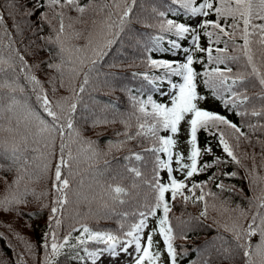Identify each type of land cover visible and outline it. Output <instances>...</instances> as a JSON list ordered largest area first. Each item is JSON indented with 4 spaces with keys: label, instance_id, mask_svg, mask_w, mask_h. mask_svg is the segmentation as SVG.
Masks as SVG:
<instances>
[{
    "label": "snow or ice",
    "instance_id": "6c2138e0",
    "mask_svg": "<svg viewBox=\"0 0 264 264\" xmlns=\"http://www.w3.org/2000/svg\"><path fill=\"white\" fill-rule=\"evenodd\" d=\"M171 4L179 6L185 12L190 13L192 17L202 19H198L197 26L193 27L184 23H177L172 19H164L166 16L164 11L153 9L160 18L158 23H145L146 27H155L163 33L174 35L175 39L167 41L172 50L181 49L182 44L180 41H183L188 36L191 37L192 48L182 49L186 54L184 62L148 58V66L152 69H163L164 76L149 77L145 73L144 78L154 85L167 78L171 89L174 91L173 93L161 92V95L171 96L170 106L158 103L153 99L152 95H148L146 99L133 97V111L128 114L126 119L121 120L126 130L118 134L123 135L126 139L120 140L116 144H112L111 141L109 142V151H111L112 147H123L127 141L147 139L153 142V146L144 149V151L155 154L163 153L167 156V159L164 160L159 155H156V166L153 169L155 175L153 181L148 182L155 192V203L146 205L147 212H140L139 221L133 223L129 230L123 231L124 225L121 224V235L107 230H93L89 226L81 224L80 228L72 227L67 235L62 238V242H58L57 230L62 226V220L58 218V213H62L64 206L68 203L66 190L69 188V179L63 176V169H69L70 176L72 174L70 161L76 159L69 147V143L65 141L66 132L68 140L71 143L79 141L82 144H86L88 150L94 156L99 154L93 147L95 142L84 139L80 130L74 127V114L77 110L76 100L79 99L80 93L85 91V85L89 83L92 74L97 71L100 62L107 56L112 46L120 40L127 26L131 23V15L136 5V0H111V3L105 0L98 7L95 5L94 0H89V4L85 5H81L79 0H46V5H40V7L46 6L51 11V18H49L48 12H44L41 14V19L51 26L55 33L54 39L52 37L46 38L47 43L55 45V51L45 50L48 51L50 58H55L58 62L48 63L47 67L59 74V86L61 88L65 86V76H67L68 90L71 95L60 96L55 101L49 99L42 82L36 75L32 74L33 66L28 65L25 57L20 55L19 52L16 55L22 64L21 72L24 73V78L32 84V92L35 93L36 101L43 110V113H46V116L51 118L50 121L26 102L22 104L16 98L15 93L18 91L20 93L24 92V88L18 84L17 80H4L0 83V90H8V103L3 111L16 115L17 109H23L25 113L24 119L27 122L26 126L33 124L36 128L35 135L41 138L40 140H33V143L39 144L42 140L44 148L47 149L46 153L40 152L39 148L32 149L34 152H40V156L33 157V160L42 159L43 161L42 167L37 166V171L30 169L29 160L25 156V152L28 150L27 136L22 137L20 141H16L13 138V142L11 143L5 141L0 144V159L9 161L6 169L3 164H0V170H11L15 167L17 173L12 185L8 186L10 195L0 199V208L5 212L14 211L19 205L27 203L25 199L27 195H33L37 200L41 197H46L48 192L36 193L35 190L29 192L27 187H25L24 192H20L19 185L25 179V176L30 181L35 180L38 182L43 175H46L49 171H53L52 191L55 193V196L52 200L53 206L48 217L49 231L44 234V243L42 244V247L47 250L49 248L48 240L50 237L51 252H45L43 264H52V257H58L62 250L66 248L76 249L80 247L84 255L82 256L80 252H76L73 259L81 261L82 264H85L86 261H91V264H98V261L105 253L109 254L113 259L118 258L119 253L132 255L128 250L133 246L136 254L134 264H158L161 259V252L153 251L155 246L153 233L156 230L153 229L149 232L144 243H142V234L148 228V218L150 216L155 217L157 211L160 209H162L163 215L158 217V234L163 239L170 264H177L178 253L173 244L175 236L169 221L171 207L166 199V193H170L173 201L177 197H182L185 203L189 200L193 202L203 201L204 210L200 213V216L206 218L209 205L205 200L206 193L204 192V188L208 181L200 183L192 182L190 186L188 181L194 175L205 172L219 163L228 162L221 161L219 157H216L211 163L204 162L201 164L199 161L202 151L198 146V132L204 130L209 135L216 136L219 145L227 157L231 158V161L237 165L243 166L241 158L236 154V149H239L242 139L250 142L249 136L241 130L240 126L230 121L226 116L199 106V102L204 101L207 97L198 93L197 77L201 75L205 77L203 80L205 86L212 90L216 99L221 100L226 108L229 105L232 108H236L249 100L246 91L243 93L232 91L233 86L238 82L243 83L246 76L243 73H237L235 77L231 76L232 69L230 67L226 68V70L216 67L212 68L211 71L206 69L203 73H198L193 67L197 62L194 59V53L206 52L209 63L224 64L226 60H236L238 59L237 57L227 56V53L229 50V40L235 41L239 35V38L243 40V44L238 47L247 57V63L251 67V72L248 75L255 76L261 88L264 89V71H262L264 62L259 67L257 66L251 47L253 43L252 38L258 37L257 42L261 45V55L264 56V0H202L199 4H197V0H171ZM6 8L9 9V16L15 15V12L12 11L16 8L14 0H9ZM66 9L76 11L79 14L78 17L67 16ZM89 10L93 13L90 26L88 21L83 19L85 13ZM169 10L171 11L172 9ZM210 14H214L216 18L214 20L208 19L207 17ZM25 15H34V12L29 10L25 12ZM57 18V24H53V21L57 20ZM66 18L69 21L67 24L65 23ZM229 20H231L230 24L228 23ZM76 24L84 25V27L77 29L75 27ZM0 28H4L5 34H8L3 12H0ZM17 30H19L18 25ZM201 30L203 31V35L208 38L209 47L207 48L202 47L200 44ZM222 37H227L228 39L222 40ZM151 39L153 47L147 49L149 52L168 51V49L161 48V43L164 40L163 35L154 36ZM80 41H83V43H79ZM220 43L224 44L223 48L217 47L213 49L211 47L212 44ZM213 51L217 55L214 56ZM41 63H44V61ZM5 64L15 70L13 64L0 58V72L6 71L3 67ZM36 67L39 66L37 65ZM81 74L83 75V82L79 85L77 91L75 82ZM172 76L180 77L182 82L173 83L171 81ZM229 80H231L230 84L228 83ZM56 81L57 77L55 76L49 78L53 93L57 91ZM226 93L230 94L227 99H225ZM260 98L264 99V95H261ZM0 99H4V97L0 96ZM251 114L253 116L264 115V108L260 111L253 110ZM237 115H247V112H238ZM133 120H135V125L132 123ZM114 122V120L103 119L94 121L93 125ZM182 122H186L188 125L189 139L187 143L190 145V150L186 159L189 163L184 162L185 156L183 153L173 152V149L177 145V140L174 137L179 134ZM19 123L18 118L17 125ZM133 126L135 127V132L131 131ZM249 128L257 131L264 129V125H249ZM9 131H12V129L10 128ZM161 131L170 134L161 135ZM57 137L61 141L58 158L55 153ZM66 149L68 151L65 155ZM203 151L205 154H212L210 146L205 147ZM262 154H264V149H262ZM243 155L247 158V153ZM174 157L175 163L178 166L175 171L183 174V179H177L173 175L174 169L172 164ZM125 159L141 161L143 157L140 153L133 152L131 156L125 157ZM254 159L255 157L253 156ZM53 160H55L54 170L52 169ZM159 169L167 171V183L161 182ZM127 171L133 173L135 177L142 176L141 171L136 167H128ZM254 171L255 165H253V170L249 172V176L251 177V183L256 185L264 180V177L255 175ZM224 175L232 178L236 177L237 173H224ZM215 176L216 174L210 176L209 181L214 180ZM13 186L16 187V191H11ZM216 187L223 191L226 185L221 182ZM197 189L200 191L199 196L196 195ZM111 190L115 193V199H119L121 194H127V189L119 185L113 187ZM228 190L232 191L233 189L228 188ZM207 195L215 197V193H207ZM254 200L256 211L251 216V222L248 223L246 228L239 221L241 218L247 219L248 210L239 205L233 209L225 208V211L237 214L231 226L225 224L223 227L225 231L232 234L233 239L237 242V247L243 250L244 264H264V211H261V209H264V189H262L261 195L255 197ZM120 202L123 203V201ZM41 207H47V205H42ZM212 207H215V205L213 204ZM73 231L80 232V235L75 238L76 244L70 243ZM256 235H259L260 241L253 245L251 238ZM18 238L23 239L22 237ZM182 238L187 239L186 236ZM89 242H96L97 244L104 245V247L89 250L87 247ZM25 250L31 255V258L35 259L34 248L30 243L25 242ZM221 254L224 259L231 258V250L227 247L223 248ZM16 264H27L22 254H17ZM203 264H209L208 260H204Z\"/></svg>",
    "mask_w": 264,
    "mask_h": 264
},
{
    "label": "trees",
    "instance_id": "16d2710c",
    "mask_svg": "<svg viewBox=\"0 0 264 264\" xmlns=\"http://www.w3.org/2000/svg\"><path fill=\"white\" fill-rule=\"evenodd\" d=\"M104 2L105 0H94L97 7ZM107 2L111 3V0H107ZM8 3L9 0H0V12L4 13L8 33L5 34L4 28H0V58H4V53L9 51L15 59L19 60L16 55L19 52L20 55L25 57L29 65L34 66L32 67V74L36 75L42 82L47 93L50 92L48 85H50L52 90L49 78L55 76L57 77V90H62L65 96L71 95L68 90L67 76H65V86L61 88L59 86V74L48 67L44 68L43 63L39 62L40 59H45L46 64L58 62L55 58H50L48 51L45 50L55 51V45L47 43L46 39L48 37L54 39L55 33L52 27L41 19V14L44 12L49 13V18L52 16L51 11L46 6L40 7L41 4L46 5V0H14L16 5V8L12 10L15 12L14 16L8 15L9 9L6 8ZM79 3L81 5L89 4V0H79ZM175 6L171 4V0H136V5L131 15V23L127 26L120 40L112 46L107 56L100 62L97 71L92 74L89 83L85 85V91L80 93L79 99L76 100L77 110L74 114V127L80 130L84 139L95 142L93 147L99 154L94 156L88 150L87 145L79 141L71 143L68 140L66 132L65 141L69 143V147L76 159L70 161L72 173L70 176L69 169L65 168L69 179V188L66 190L68 203L64 206L62 213H58V218L62 220V226L57 230L58 242H62V238L67 235L72 227L80 228L81 224L87 225L93 230H107L121 235V224L124 225L123 231L129 230L133 223L139 221V213L142 211L147 212L146 205L155 203V192L148 182L153 181L155 175L153 169L156 166L155 159L158 154L144 151L153 142L147 139L131 140L127 141L123 147H112L111 151H109V142L111 141L112 144H116L118 141L126 139L123 135L118 134L125 131V126L121 120L126 119L129 113L127 108V102L130 99L129 95L131 96V104H133V97L141 98L143 94L141 90L146 91L145 95L143 94L145 98L148 95H152L155 100L151 93L154 85L144 78V74L147 73L149 75L150 73L152 77V73L157 69L150 68L147 60L149 57L152 59H162L167 54V51L149 52L147 50L153 47L151 38L163 32L155 27H146L145 23H158L160 18L153 9L157 11H161L162 8L169 10L171 7L175 8ZM29 10L34 12V15H25V12ZM65 11L67 12V16L73 18L79 15L72 9H66ZM167 15L170 18H176L175 15L168 11ZM92 17L93 13L91 10L86 12L83 17V19L88 21L89 26ZM57 22L58 18L53 21V24H57ZM68 22L66 18L65 23L67 24ZM228 23L230 24L231 20ZM17 25L19 26V30H17ZM75 27L80 29L84 25L76 24ZM167 34L173 36L172 34ZM227 39V37H222V40ZM252 39L253 43L251 47L254 57L259 59L261 56L264 62V56L261 55V45L257 42L258 37H253ZM21 40L33 44L35 48L30 51L16 48ZM79 43H83V41ZM242 44L243 40L239 38V35L235 41L229 40L227 55L237 57L238 59L235 60V63H240L246 58L243 51L238 47ZM216 46L223 48L224 44L220 43L216 44ZM161 48H165L163 42L161 43ZM37 65L39 67H36ZM205 65L204 59L198 58L196 62L197 72L203 73ZM216 67L223 68L224 65L218 64L213 66V68ZM15 70H18V68L15 67ZM21 73L23 77L18 79L17 82L24 88V92L20 93L18 91L15 93L16 98L22 104L26 102L50 121L51 118L47 117L46 113H43V110L36 101L35 93L32 92V84L24 78V73ZM42 74H45L44 77ZM4 80L11 81L14 79L7 77L0 78V83ZM82 82L83 75L81 74L75 82L77 91ZM7 95V89L0 90V96L4 97V99H0V132H20L22 137L27 135L28 132H32V134L36 132L33 124L26 126L27 122L24 119L25 113L23 109H17L16 115L3 111L8 103ZM157 98L159 99V97ZM253 104V102L243 104L238 111L223 109L219 103L214 108L218 113L226 116L230 121L240 126L242 131H249L246 134L249 136L250 142L242 139L239 149H236V154L241 158L243 166L232 162L230 170L227 172H236L237 176L229 178L225 175H216L215 179L210 181V185L217 191L219 188L216 185L221 182L233 188L232 191L226 189L230 197V203L234 208L237 205L243 208L247 199L253 196V190L257 188V185L251 184L248 178L249 172L253 170V165H255L254 174L264 177L261 174L264 172V154H262V149H264V129L253 131L249 128V125H264V115L253 116L251 114L253 110L260 111L264 108V105L254 106ZM132 111L133 107L130 113ZM238 112H247V115H237ZM18 118L20 121L19 125H17ZM103 119L114 120L115 122L93 125L94 121ZM132 123L135 125V120ZM10 128L12 131H9ZM131 131L135 132L134 126ZM33 137V140L41 139L35 134ZM209 138L210 136L204 130L199 132L197 137L198 146L202 147V145L207 143ZM60 143L61 141L57 137L55 142L56 154H60ZM33 146L39 148L44 153L47 152L42 140L39 144L34 143ZM67 151L68 149L65 150V155ZM133 152L140 153L143 159L141 161L125 159V157L131 156ZM244 153H252L255 159L253 160V156L250 155H247V158H245ZM128 167L138 168L142 176L135 177L133 173L127 171ZM210 171L208 170L205 173L209 174ZM221 172L222 174L226 173L224 171ZM159 177L161 182L165 183L161 175V169H159ZM117 185L127 189V194H121L119 199L114 198L115 193L111 190ZM233 191L234 194H232ZM243 191L245 192L244 195L241 194ZM166 199L171 207L169 221L175 236L173 244L178 253L177 264H193V262L195 264H203L204 260H208L209 264H244L243 250L237 247V242L233 239L232 234L227 236L229 234L225 232L223 227L225 223L208 221L207 217L200 216V213L204 210L202 201L195 202L197 205H201V210L193 212L191 217L206 225H208V222L211 223L209 229H206L204 225L194 228L185 227L187 219L183 217L184 214H179L178 200L173 201L170 193H166ZM252 200L250 205L256 209L254 197ZM120 201H123V203ZM52 206V202L49 201L46 208L26 212V214L19 212L16 231L7 230L8 227L3 229V224L0 222V264H16L17 254H22L27 264H43L45 252H51L50 237L48 240L49 248L47 250L42 247V244L44 243V234L49 231L48 217ZM192 206L194 207V203H192ZM261 211H264V209H261ZM162 215L163 211L160 209L157 211L155 217L150 216L149 218L153 219L154 222H158V217ZM217 218L219 221H224V218L220 214H218ZM222 232L224 236H219L216 240L210 239V236L220 235ZM77 236L79 235L73 231L70 243L76 244L75 238ZM185 236L187 239L182 238ZM18 237H22L23 239H19ZM259 241L260 237L258 235L252 244L254 245V243ZM25 242L33 246L35 259L31 258V255L25 250ZM215 245H217L216 251ZM87 247L89 250H95L96 248L104 247V245L89 242ZM224 247L231 250L230 259L223 258L221 253ZM76 252H80V255L83 256V251L80 247L76 249L66 248L62 250L58 257H52V264H73L75 261H79L73 259ZM160 252L161 259L158 264H170L165 248L162 249L161 246Z\"/></svg>",
    "mask_w": 264,
    "mask_h": 264
},
{
    "label": "rangeland",
    "instance_id": "374dc122",
    "mask_svg": "<svg viewBox=\"0 0 264 264\" xmlns=\"http://www.w3.org/2000/svg\"><path fill=\"white\" fill-rule=\"evenodd\" d=\"M42 61H44L43 63V67L47 68V64L45 59H40L39 62L41 63ZM43 77L45 74H42ZM48 88L50 89L49 94V98L53 101H55L56 99H58L60 96H65L63 94L62 90H57L55 93H53V91L51 90L50 85H48ZM58 88V87H57ZM60 88V87H59ZM128 110H131L132 108V104L131 105H127ZM130 113V111H129ZM128 113V114H129ZM182 131H185L187 129V123L186 122H182L181 126H180ZM126 130V129H125ZM36 132H34L32 134V132H28L27 136L28 137V145H31L30 150L33 149V144L32 141L34 139V134ZM24 137V136H23ZM215 137V144L214 145H210L211 149H212V154H216V155H222L224 154L222 147L219 145L218 143V139L216 136ZM13 138H15L16 141H20L22 136L20 135V132L16 133V134H12V135H6V136H2L0 135V144L4 143L5 141L11 143L13 142ZM20 139V140H19ZM207 147V146H206ZM204 150V149H203ZM174 152V149H173ZM175 153V152H174ZM212 154H205L203 151V157L204 158H209L212 156ZM247 155L253 156L252 153H247ZM167 159V156L165 157V160ZM175 162V157L173 159V164L172 167L174 169L173 175L176 176L177 179H183V175L178 172L175 171L176 166L174 165ZM55 167V162L52 163V169L54 170ZM262 175H264V172L261 173ZM63 176L68 177L67 175V171L65 169H63ZM10 175H6V172L4 171V173H0V199H3L5 196H9L10 195V190H9V185H12L13 180L15 178H9ZM44 177V179H40L38 182H36L35 180H22L20 185H19V191L20 192H24L25 191V187H27L28 191L31 192L32 190H35L36 193H40V192H48V195L46 197H41L39 200H37L33 195H27L25 197V199L27 200L26 204H21L17 207L16 210L14 211H8L5 212L2 208L0 209V222L2 225V228L5 229L8 227L7 230H11V231H16V227H17V217H19L18 215L19 212L20 213H24L26 214V212H32L34 210H39L42 208H46V207H41L42 205H47L49 201L52 202L55 193L52 191V179H53V171H49L46 175L42 176V178ZM165 177L166 180L168 182V174L167 171L165 170ZM49 180H46L48 179ZM249 181L251 183V178L248 176ZM193 182V178H191L190 181H188L189 186L190 184ZM252 184V183H251ZM257 185V188L255 190H253V196L249 197L247 199V202H245L243 208L245 210H248V217L247 219L241 218L239 223L241 225H243V227H247L248 223H250L251 221V216L255 213L256 209H254L253 207H251L250 202L253 201L252 198L257 197L259 194H261L262 189H264V180L260 181ZM226 188H232L230 185H227ZM225 188V189H226ZM226 190H220V188L218 189V191L216 189L213 188L212 185L210 186H206L204 188V192L206 193L205 195V200L208 202V215H207V220L208 221H214V222H220V223H225L228 224L229 226H231L233 220L236 217V213H233L230 211H225V208L228 209H233L234 206L230 203V198L227 196H223L225 194ZM233 189V188H232ZM11 191H16V187L13 186V188L11 189ZM207 193H215V197L211 196V195H207ZM188 194V193H186ZM197 194V191H196ZM232 194H234V191L232 192ZM242 195L245 194V192L243 191L241 193ZM209 198L211 203L209 204ZM204 204V202H203ZM215 205V207H212V205ZM178 209H179V214H184L183 217L185 219H187L185 227L189 226L190 228H194L196 226L198 227H202V225L205 226L206 229H209L210 224L208 221V225L203 224L199 221H196V219L192 218L191 215H193V212H199L201 210V205H197L194 202V207L192 206L191 202H184L183 198L180 197L178 199ZM218 214L221 215V217L224 218V221H219L218 220ZM153 229H155L156 231L153 233V240H154V248L153 251H156L155 248H158V246L161 244L162 242V237L158 234V226L154 225V223H152L150 220H148V228L145 229L144 233L142 234V243L145 242L147 235L149 234V232H151ZM227 232V236H230V232ZM211 240H216V235L214 236H210ZM217 242V241H216ZM259 242L254 243L257 244ZM217 249V245H215V251ZM129 253H132V255H127V254H123V253H119L118 258L113 259L109 256V254L105 253L103 255V257L98 261V264H130L132 261L135 260V251H134V246L129 248ZM118 252H119V246H118ZM76 264H82L81 261L77 262ZM85 264H91V261H86Z\"/></svg>",
    "mask_w": 264,
    "mask_h": 264
}]
</instances>
